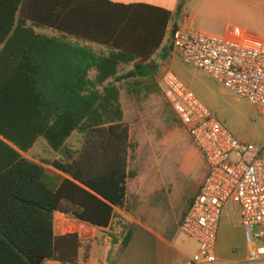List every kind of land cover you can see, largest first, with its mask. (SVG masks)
<instances>
[{
	"label": "trees",
	"instance_id": "1",
	"mask_svg": "<svg viewBox=\"0 0 264 264\" xmlns=\"http://www.w3.org/2000/svg\"><path fill=\"white\" fill-rule=\"evenodd\" d=\"M171 20L169 11L145 4L0 0V264H78L80 239L55 236L54 214L104 229L125 207L133 146L117 71L133 63L134 94L151 85L148 60ZM74 133L84 138L75 151L66 147ZM39 139L61 159L24 158Z\"/></svg>",
	"mask_w": 264,
	"mask_h": 264
},
{
	"label": "crops",
	"instance_id": "2",
	"mask_svg": "<svg viewBox=\"0 0 264 264\" xmlns=\"http://www.w3.org/2000/svg\"><path fill=\"white\" fill-rule=\"evenodd\" d=\"M108 1L124 5H150L167 10L172 14V20L167 27V34L161 46L148 60L151 85L145 84L138 87L136 90L137 94H134L131 87L134 80L133 63L123 64L118 68L117 76L122 78L119 84L120 103L124 121L128 125L129 112L134 105H142L141 100L143 98H152L157 93L161 95L156 85V80L161 72V66H167L190 89L194 85H197L211 100L222 104L231 115L233 124H236V127L233 130L221 121L236 138L243 140L241 138V130L237 128V124L244 123L249 118L253 120L256 116L259 117V121H257L255 132L264 137V115L256 114L249 105L252 109V114L244 113L236 105L237 103L244 102L237 100L232 94L214 83L206 75L185 65L172 50L168 49V39L174 27L178 30H195L207 35L228 37L243 43H255L263 39L264 0ZM197 11L199 13H195ZM207 20L210 27L217 24L220 25V35H214L200 29L202 23H205ZM28 24L30 23L28 22ZM33 29L36 33L46 36L58 35L54 30L49 28L33 27ZM80 43L89 46L97 53L107 55L109 52L106 46L91 42ZM205 176L206 173L201 179H198L195 192L190 196L185 193L175 194L169 186H165L157 180L154 171L151 176L143 175V179L138 185L134 183L131 186L130 179L127 182L125 207L123 209H115L107 228L92 227L61 213H55L53 224L54 235H78L81 242V247L78 251V264H186V261L196 253L197 244L180 235L178 229L193 198L198 194ZM222 219L227 227L239 233V241L245 242L237 217L231 220L230 216L224 215L220 219L219 225ZM128 232L132 235L131 240L127 247L123 248L121 246L122 239ZM228 246L229 244H226L224 239L218 242L217 237L216 256L219 262L222 264H242L246 258L247 247L243 260L227 262L224 258L229 253ZM44 264L62 263L47 261Z\"/></svg>",
	"mask_w": 264,
	"mask_h": 264
},
{
	"label": "built area",
	"instance_id": "3",
	"mask_svg": "<svg viewBox=\"0 0 264 264\" xmlns=\"http://www.w3.org/2000/svg\"><path fill=\"white\" fill-rule=\"evenodd\" d=\"M172 51L185 65L264 115V38L243 43L177 29ZM156 85L206 168L178 229L197 244L186 264H222L216 244L224 215L237 217L243 231L247 254L242 264H264V145L236 138L172 70H161Z\"/></svg>",
	"mask_w": 264,
	"mask_h": 264
},
{
	"label": "rangeland",
	"instance_id": "4",
	"mask_svg": "<svg viewBox=\"0 0 264 264\" xmlns=\"http://www.w3.org/2000/svg\"><path fill=\"white\" fill-rule=\"evenodd\" d=\"M208 24L207 20L202 23L200 29L214 35L221 34L220 25L210 27ZM165 68L169 69L167 66H161V70ZM212 84L218 88L213 82ZM191 88L195 95L228 128L235 129L236 124H233L231 115L222 104L211 100L197 85ZM141 104L134 105L129 112V141L133 146L128 161L129 170L133 174L130 185L140 184L143 175L151 176L154 171L157 180L165 186H169L175 194L192 195L195 192L198 179H201L206 173L198 150L159 93L152 98H143ZM236 105L244 113L252 114V109L247 104L237 103ZM257 121H259L258 116L253 120L249 118L248 121L237 124V128H240L241 138L244 141L264 144V137L255 132ZM83 141L84 138L81 134L74 133L67 140L66 147L69 150H78ZM22 155L32 162L44 165L53 159H61V153L53 151L44 139H39L27 153ZM230 218L231 220L235 219L231 215ZM238 236L239 233L227 227L222 219L219 225L218 242L224 239L225 243L229 244V253L224 258L227 262H238L245 257L246 245L245 242L239 241Z\"/></svg>",
	"mask_w": 264,
	"mask_h": 264
}]
</instances>
